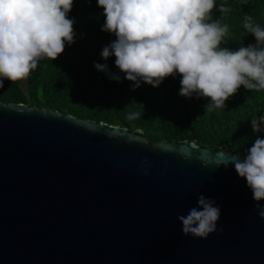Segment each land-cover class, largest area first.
I'll use <instances>...</instances> for the list:
<instances>
[{"label":"water","instance_id":"water-1","mask_svg":"<svg viewBox=\"0 0 264 264\" xmlns=\"http://www.w3.org/2000/svg\"><path fill=\"white\" fill-rule=\"evenodd\" d=\"M247 154L0 101V264H264V200L224 165ZM201 195L207 239L177 219Z\"/></svg>","mask_w":264,"mask_h":264},{"label":"clouds","instance_id":"clouds-1","mask_svg":"<svg viewBox=\"0 0 264 264\" xmlns=\"http://www.w3.org/2000/svg\"><path fill=\"white\" fill-rule=\"evenodd\" d=\"M74 0H0V88L5 79L16 83L29 78L42 60H56L66 45L75 43L73 19L68 18ZM103 8L102 31L116 39L102 50L104 59L115 56L116 67L139 87L143 81L159 86L169 76L179 74L180 95L210 100L206 110L224 109L226 101L241 86L264 91V28L246 15L244 28L256 38V45L238 50L222 47L229 26L213 20L216 0H97ZM219 11L228 9L220 6ZM98 71L106 64L96 63ZM119 80V76L110 75ZM139 113L130 114L134 119ZM254 132L264 125V116L251 120ZM185 158L190 154L181 151ZM257 202L264 200V139L257 138L241 160L232 156ZM147 164L143 161L141 167ZM148 175V171H144ZM215 201L198 198V206L179 215L185 236L207 239L217 232L220 208ZM264 218V206L255 205ZM202 208V210H200ZM221 231L223 229H220Z\"/></svg>","mask_w":264,"mask_h":264},{"label":"trees","instance_id":"trees-1","mask_svg":"<svg viewBox=\"0 0 264 264\" xmlns=\"http://www.w3.org/2000/svg\"><path fill=\"white\" fill-rule=\"evenodd\" d=\"M216 5L213 20L229 26L221 46L235 51L256 45L255 36L243 26L244 19L249 15L254 24L264 28V0H216ZM220 6L228 11H219ZM103 11L97 0H74L68 18L75 21V43L66 45L56 60H42L26 79V87L22 81L5 79L0 101L33 103L83 118L140 127L151 142L187 139L212 147L248 150L257 138L264 139V130L254 132L251 125L253 117L264 116V91L241 86L224 109L208 111V98L179 94V74L165 78L157 87L143 81L134 87L116 67L114 55L107 59L101 55L116 39L102 31ZM96 63L106 64L107 71H98ZM110 75L120 79H110ZM133 113L139 115L129 119Z\"/></svg>","mask_w":264,"mask_h":264},{"label":"rangeland","instance_id":"rangeland-1","mask_svg":"<svg viewBox=\"0 0 264 264\" xmlns=\"http://www.w3.org/2000/svg\"><path fill=\"white\" fill-rule=\"evenodd\" d=\"M22 85H23V87H26V80L22 81Z\"/></svg>","mask_w":264,"mask_h":264}]
</instances>
